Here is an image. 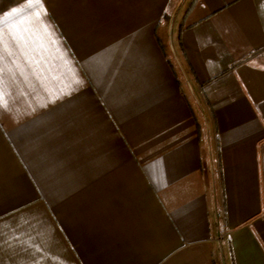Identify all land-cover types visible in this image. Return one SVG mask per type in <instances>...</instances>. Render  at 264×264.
<instances>
[{"label": "crops", "instance_id": "0c3cea01", "mask_svg": "<svg viewBox=\"0 0 264 264\" xmlns=\"http://www.w3.org/2000/svg\"><path fill=\"white\" fill-rule=\"evenodd\" d=\"M0 20V264H264V0Z\"/></svg>", "mask_w": 264, "mask_h": 264}, {"label": "trees", "instance_id": "16d2710c", "mask_svg": "<svg viewBox=\"0 0 264 264\" xmlns=\"http://www.w3.org/2000/svg\"><path fill=\"white\" fill-rule=\"evenodd\" d=\"M167 18V22L169 21V18L168 17H166ZM167 51H168V54H169V60H170V63H171V65H172V67L174 68V69H180L181 70V72L183 71L182 70V68H181V64H179V62L177 61V59L175 58V56H174V54H173V52H172V50L170 49V47H169V45L165 48ZM222 234V232H220V235Z\"/></svg>", "mask_w": 264, "mask_h": 264}, {"label": "water", "instance_id": "95a60500", "mask_svg": "<svg viewBox=\"0 0 264 264\" xmlns=\"http://www.w3.org/2000/svg\"><path fill=\"white\" fill-rule=\"evenodd\" d=\"M172 22H173V18H171V20H170V32H171ZM169 44H170L171 50L174 52V48H173V45H172L171 36H169ZM190 88H191V87H190ZM211 172H212V175H213L212 164H211ZM219 243H220V245H221V243H222V240H221L220 238H219Z\"/></svg>", "mask_w": 264, "mask_h": 264}, {"label": "built area", "instance_id": "2783aa9c", "mask_svg": "<svg viewBox=\"0 0 264 264\" xmlns=\"http://www.w3.org/2000/svg\"><path fill=\"white\" fill-rule=\"evenodd\" d=\"M223 216V211L221 210L220 212H218V217H222ZM220 239L221 240H224L226 239V233L223 232L221 235H220Z\"/></svg>", "mask_w": 264, "mask_h": 264}, {"label": "snow or ice", "instance_id": "6c2138e0", "mask_svg": "<svg viewBox=\"0 0 264 264\" xmlns=\"http://www.w3.org/2000/svg\"><path fill=\"white\" fill-rule=\"evenodd\" d=\"M3 23V21L2 20H0V24H2Z\"/></svg>", "mask_w": 264, "mask_h": 264}]
</instances>
